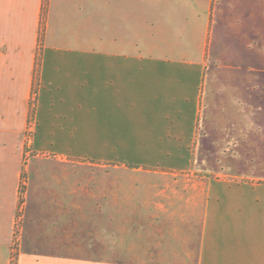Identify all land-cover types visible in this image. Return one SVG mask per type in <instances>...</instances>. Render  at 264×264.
I'll return each mask as SVG.
<instances>
[{
  "label": "crops",
  "instance_id": "crops-1",
  "mask_svg": "<svg viewBox=\"0 0 264 264\" xmlns=\"http://www.w3.org/2000/svg\"><path fill=\"white\" fill-rule=\"evenodd\" d=\"M0 264H264V0H0Z\"/></svg>",
  "mask_w": 264,
  "mask_h": 264
},
{
  "label": "rangeland",
  "instance_id": "rangeland-1",
  "mask_svg": "<svg viewBox=\"0 0 264 264\" xmlns=\"http://www.w3.org/2000/svg\"><path fill=\"white\" fill-rule=\"evenodd\" d=\"M42 30V26L40 28ZM42 39V32L40 31V42ZM33 98H32V109H34V103H35V96H36V87L33 88ZM33 113V111H32ZM31 123V122H30ZM30 140H31V124H29L28 129L26 130L25 134H24V142L23 145L21 147H18L17 152L21 153L23 155V159L24 161L26 160V157H28V155H30ZM26 186V177H25V173L22 175V180H21V185H20V199L22 201V196L24 193V189Z\"/></svg>",
  "mask_w": 264,
  "mask_h": 264
},
{
  "label": "trees",
  "instance_id": "trees-1",
  "mask_svg": "<svg viewBox=\"0 0 264 264\" xmlns=\"http://www.w3.org/2000/svg\"><path fill=\"white\" fill-rule=\"evenodd\" d=\"M44 20H45V7H44L43 13H42V31H43V26H44Z\"/></svg>",
  "mask_w": 264,
  "mask_h": 264
}]
</instances>
